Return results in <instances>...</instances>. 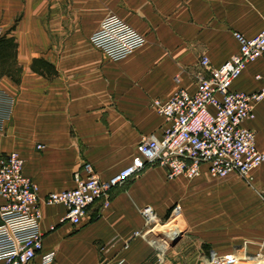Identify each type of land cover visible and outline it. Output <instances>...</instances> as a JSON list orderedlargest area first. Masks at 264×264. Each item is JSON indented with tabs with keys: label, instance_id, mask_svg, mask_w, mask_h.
Listing matches in <instances>:
<instances>
[{
	"label": "crops",
	"instance_id": "0c3cea01",
	"mask_svg": "<svg viewBox=\"0 0 264 264\" xmlns=\"http://www.w3.org/2000/svg\"><path fill=\"white\" fill-rule=\"evenodd\" d=\"M109 14L145 37L123 60L109 61L89 42ZM263 28L264 0H0V36L17 43L16 65L8 66L19 78L0 75V90L14 101L0 130V154L22 156L41 199L72 189L73 173L85 164L109 179L142 138L162 137L167 124L151 105L155 99L166 101L179 89L193 93L197 74L208 75L201 56L219 67L239 49L234 33L252 38ZM261 88L264 54L230 86L248 94ZM244 125L264 151V98ZM181 178L170 181L164 167H147L115 186L108 206L91 204L79 226L63 220L64 205L41 204L43 254L53 253L49 264H156L161 249L162 264H180L181 254L168 258L144 233L140 209L164 213L180 197ZM30 264H41V255Z\"/></svg>",
	"mask_w": 264,
	"mask_h": 264
},
{
	"label": "built area",
	"instance_id": "2783aa9c",
	"mask_svg": "<svg viewBox=\"0 0 264 264\" xmlns=\"http://www.w3.org/2000/svg\"><path fill=\"white\" fill-rule=\"evenodd\" d=\"M233 36L239 49L223 65L214 67L207 57L200 59L208 75L196 76L193 93L179 89L166 101L155 99L153 107L167 124L162 137L142 138L128 165L111 178L99 179L93 167L85 164L82 171L73 173L72 189L48 193L41 199L38 186L24 175L22 156L16 151L0 154V264H30L39 255L41 264L53 261L52 252L43 254L41 204L64 205L67 213L63 220L79 226L91 204L108 206L111 190L147 167H164L171 181L177 177L196 179L203 172L213 179L229 174L244 176L263 164L264 151L256 147L255 133L244 123L254 119L264 88L248 94L233 91L230 86L247 65L264 54V28L252 38L241 33ZM89 37L90 44L109 61L123 60L145 43L139 31L115 14L104 17ZM13 102L0 90V130L11 118ZM173 207L178 213L180 207ZM140 215L144 233H149V223H158L154 210L144 206ZM239 259L233 252L211 250L199 264H240ZM163 261L164 251L157 250L156 264Z\"/></svg>",
	"mask_w": 264,
	"mask_h": 264
},
{
	"label": "rangeland",
	"instance_id": "374dc122",
	"mask_svg": "<svg viewBox=\"0 0 264 264\" xmlns=\"http://www.w3.org/2000/svg\"><path fill=\"white\" fill-rule=\"evenodd\" d=\"M205 178L182 177L180 197L164 213L149 206L158 223H149L148 234L164 247L168 258L181 254L180 264H199L211 250L233 252L240 264L264 263L258 261L264 259V163L244 176ZM174 205L180 207L178 213L173 212ZM163 230L175 236L168 238Z\"/></svg>",
	"mask_w": 264,
	"mask_h": 264
},
{
	"label": "trees",
	"instance_id": "16d2710c",
	"mask_svg": "<svg viewBox=\"0 0 264 264\" xmlns=\"http://www.w3.org/2000/svg\"><path fill=\"white\" fill-rule=\"evenodd\" d=\"M17 48V43L13 37H6L5 35L0 36V75H7L12 78L13 82L19 83V78H16L15 75L10 71L8 63L10 60L15 64V52ZM17 69V76H19L20 69Z\"/></svg>",
	"mask_w": 264,
	"mask_h": 264
},
{
	"label": "bare ground",
	"instance_id": "6f19581e",
	"mask_svg": "<svg viewBox=\"0 0 264 264\" xmlns=\"http://www.w3.org/2000/svg\"><path fill=\"white\" fill-rule=\"evenodd\" d=\"M261 260H264L263 258L262 259H259L258 261H261ZM256 261V260H255ZM257 264H264V263H257Z\"/></svg>",
	"mask_w": 264,
	"mask_h": 264
}]
</instances>
